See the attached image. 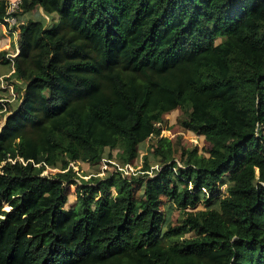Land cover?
Returning a JSON list of instances; mask_svg holds the SVG:
<instances>
[{"label":"trees","instance_id":"1","mask_svg":"<svg viewBox=\"0 0 264 264\" xmlns=\"http://www.w3.org/2000/svg\"><path fill=\"white\" fill-rule=\"evenodd\" d=\"M40 8L57 22L0 53L23 86L0 103V264H264V0H21L14 16ZM178 110L205 153L162 136ZM151 139L155 176L73 165L128 164Z\"/></svg>","mask_w":264,"mask_h":264},{"label":"rangeland","instance_id":"2","mask_svg":"<svg viewBox=\"0 0 264 264\" xmlns=\"http://www.w3.org/2000/svg\"><path fill=\"white\" fill-rule=\"evenodd\" d=\"M10 2H20V0H10ZM41 22L49 28L54 25L58 17L57 16H48L40 8L31 13H28L20 19L16 26L3 27L0 26V53L6 52L7 56H14L17 52V43L19 39L20 25L28 23V21ZM220 43V42H219ZM16 56V55H15ZM14 73L13 66H2L0 64V103L9 104L11 109H15L19 105V93L16 90L17 85L21 86L19 81H12V75ZM6 107H8L6 105ZM9 108V107H8ZM182 115L180 110L175 111L167 115L164 119V122L159 126L162 129V136L169 139L171 142H177L180 139V142L183 146L190 149L198 148L200 153H205L209 148L208 143L205 141V138L199 133H192L185 131L179 124L178 119ZM5 124V119L0 121V131ZM155 140H149L140 147V156L137 160L126 164L125 163V152L118 150H106L103 155V160L98 166L91 167L88 164H83L82 162L74 163L75 170L78 172L80 178L84 180H93L105 179L111 177L114 173L120 172L129 179H141L145 174L148 176H155L157 172L162 170L161 164L155 160L151 153L152 147L155 144ZM150 157L151 171L144 172L146 168V157ZM181 165V164H180ZM183 166V165H181ZM60 169L58 166L50 167L45 172L46 175H54L59 172ZM77 186H72L69 188V203L68 208L75 204L77 198ZM227 185H224L221 188V198L223 199L226 195ZM209 199V197H207ZM218 201V200H217ZM216 206V201L211 200L209 203L205 200L197 207V210H205L209 207ZM218 207V205L216 206ZM163 213L167 217V220H172L173 223H177L180 219L179 210L171 205V208H168L167 204L163 208Z\"/></svg>","mask_w":264,"mask_h":264},{"label":"built area","instance_id":"3","mask_svg":"<svg viewBox=\"0 0 264 264\" xmlns=\"http://www.w3.org/2000/svg\"><path fill=\"white\" fill-rule=\"evenodd\" d=\"M3 0H0V2ZM20 4H21V0L20 2H10V6H9V10H8V18L6 19L7 24H9L10 26H16L19 22V19L17 17H15L14 15L16 13H18V11H20ZM3 27H6V25H2Z\"/></svg>","mask_w":264,"mask_h":264},{"label":"crops","instance_id":"4","mask_svg":"<svg viewBox=\"0 0 264 264\" xmlns=\"http://www.w3.org/2000/svg\"><path fill=\"white\" fill-rule=\"evenodd\" d=\"M1 26V25H0ZM19 54V50H18V45H17V52H16V54H14V56L16 55H18ZM13 57V56H12Z\"/></svg>","mask_w":264,"mask_h":264}]
</instances>
